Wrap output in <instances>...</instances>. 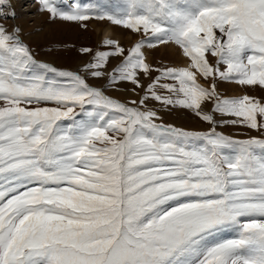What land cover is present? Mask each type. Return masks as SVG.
<instances>
[{
	"label": "snow or ice",
	"instance_id": "1",
	"mask_svg": "<svg viewBox=\"0 0 264 264\" xmlns=\"http://www.w3.org/2000/svg\"><path fill=\"white\" fill-rule=\"evenodd\" d=\"M33 2L134 39L59 68L0 0V264H264V102L221 91H264V0ZM169 46L187 63L148 60ZM177 109L208 127L165 123Z\"/></svg>",
	"mask_w": 264,
	"mask_h": 264
},
{
	"label": "rangeland",
	"instance_id": "2",
	"mask_svg": "<svg viewBox=\"0 0 264 264\" xmlns=\"http://www.w3.org/2000/svg\"><path fill=\"white\" fill-rule=\"evenodd\" d=\"M16 1L19 2L18 4L20 3L26 4L25 7H20V8L18 7L17 10H20V9L25 10L26 8H28V6H31L32 12L31 13L22 12L23 15L26 13L28 14V16H31V14L36 15V17H26L27 15L23 16L21 14V16H23L24 18L23 17L20 18L19 21H21V23L18 21L16 23L26 25L25 26L26 28H23L24 33H25V40L27 43H29L32 46L34 50V55L37 60L51 63L54 66L59 67V68L75 70L84 61L89 59L88 56L81 55L79 53L78 49L80 47L87 46V47H92L93 49H95L101 46V41L103 40V38L99 34H97L95 29L93 28V22L95 23H103V22L90 21L88 22L87 29H83L78 24H75V23H59L58 22L56 24H50L47 22L46 15L40 14L36 10L37 6L33 2V0H16ZM94 1H98L100 3L105 2V0H94ZM27 19L28 21L26 22ZM22 22H25V23H22ZM8 23L11 24L13 23V21H8ZM120 30H123V29H120ZM122 33L124 37L126 38L128 37V34H130L126 30H123ZM126 38H124V40L121 39L120 40L121 43L125 46H131V42L134 39V37L132 36L130 37V39H126ZM171 54L172 53L169 52L167 49L162 50L161 48H159V49L153 50L151 51L150 62L156 65L163 63L166 65L174 66V62L176 61V56H174L173 54L171 55ZM96 83L98 84L103 83V81H99ZM130 87L131 85L122 86V88H130ZM237 88H239V86H235V85L233 86L231 84H224L221 87V91L227 96H240L241 91H238ZM240 90L244 91L245 94L257 97L261 99L262 102H264V91L259 90V89H256L255 91H253L251 89H242V88H240ZM121 92L122 93L124 92V95L127 98L129 97L137 98L133 96L130 92H125V91H120V92L109 91L108 94L114 96V94L118 95ZM152 103H155V102H152ZM161 115L165 123H171V124H174L176 126L183 127L186 129L205 130L208 127L204 122L198 120L197 118H195L194 116H192L190 113H188L185 110L177 109L171 112H161ZM165 117H170L171 119L178 121L187 127L176 124L174 121H171V120L167 121L165 120L166 119ZM196 124L197 126L202 124V127H195L194 125ZM219 130L223 131L225 134L236 136L237 138H245L246 135H258V133L254 131L249 132V130L245 128H241V127L226 126ZM233 235L234 234L231 232H225L221 234V237L231 238Z\"/></svg>",
	"mask_w": 264,
	"mask_h": 264
},
{
	"label": "bare ground",
	"instance_id": "3",
	"mask_svg": "<svg viewBox=\"0 0 264 264\" xmlns=\"http://www.w3.org/2000/svg\"><path fill=\"white\" fill-rule=\"evenodd\" d=\"M17 2V1H16ZM19 2H17V4H18ZM19 5V4H18ZM31 5V4H30ZM34 7H35V5H34ZM20 8V7H19ZM30 8V9H29ZM20 14H22L23 15V13H25V12H29V13H31L32 12V8H31V6H28V8H26L25 10L23 9H20V10H17ZM23 12V13H22ZM24 15H27L26 17H36V15L35 14H31V16H28V14L26 13V14H24ZM23 15V16H24ZM38 15H40V14H38ZM37 15V16H38ZM23 16H21V17H23ZM24 18V17H23ZM38 18V17H37ZM28 21V19L26 20V22ZM17 22V21H16ZM18 22H20L21 23V21H18ZM22 23H25V22H22ZM23 25V28H26L25 26L26 25H24V24H21V26ZM93 28L95 29V31L97 32V34H99L102 38H104L105 36H111V37H113V38H116V39H119V40H124V38H126V37H124V35H123V33H122V31L123 30H120L121 28H118V27H116V26H111L110 24H108V22H103V23H95V22H93ZM130 37H132L131 36V34H128V37L126 38V39H130ZM161 49L162 50H165V49H167L169 52H171L174 56H176V61L174 62V66H183L184 64H186L187 63V61H186V59H184L181 55H180V52H179V50L177 49V48H175L174 46H169V47H167V48H164V47H161ZM171 54V55H172ZM45 59V58H44ZM150 59H151V51L149 52V54H148V60L150 61ZM61 64V63H60ZM234 86V85H233ZM236 86V85H235ZM236 90V89H235ZM237 90L238 91H241V95H244L245 94V92L244 91H242V90H240V87L239 88H237ZM239 93V92H238ZM113 94V93H112ZM121 94V95H120ZM120 94H114V96H116V97H119V98H121V99H127V97L124 95V92L122 93H120ZM129 98H131V97H129ZM177 113H179V112H177ZM176 115V114H175ZM180 116V115H179ZM166 119L165 120H171V121H174L176 124H179V125H181V126H184V127H187V126H185V125H183V124H181L180 122H178V121H175V120H173V119H171L170 117H165ZM199 125V124H198ZM195 127H202V124H200L199 126H197V124L196 125H194Z\"/></svg>",
	"mask_w": 264,
	"mask_h": 264
}]
</instances>
